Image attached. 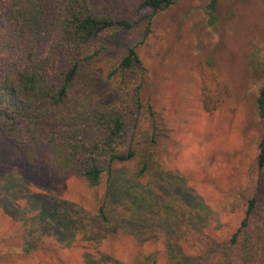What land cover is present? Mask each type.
<instances>
[{
    "label": "rangeland",
    "instance_id": "obj_1",
    "mask_svg": "<svg viewBox=\"0 0 264 264\" xmlns=\"http://www.w3.org/2000/svg\"><path fill=\"white\" fill-rule=\"evenodd\" d=\"M96 3L114 18L132 19L139 0ZM4 17L1 8L0 32L7 29ZM151 24L146 38L144 23L117 33L106 53L117 58L137 44L146 74L144 96L164 110L170 133L163 167L139 182L153 196L119 195L110 204L118 223L104 226L94 219L104 183L90 188L45 159L27 165L0 135V264H207L226 248L240 223L229 204L247 182L264 133L257 109L264 62L262 0H175ZM154 43L157 52L150 55ZM22 63L17 54L1 56L0 77L15 74ZM103 75V64L96 65L90 90L109 101ZM203 86L218 102L211 112L202 106ZM126 172V166H116L117 174ZM45 197L54 199L49 203L63 201L68 230L51 221L55 211L49 204L40 206ZM170 199L195 211L193 224L212 242L207 254L179 234L175 216L164 206ZM256 201L254 222L264 213V173Z\"/></svg>",
    "mask_w": 264,
    "mask_h": 264
},
{
    "label": "trees",
    "instance_id": "obj_2",
    "mask_svg": "<svg viewBox=\"0 0 264 264\" xmlns=\"http://www.w3.org/2000/svg\"><path fill=\"white\" fill-rule=\"evenodd\" d=\"M96 2L0 0L7 28L0 32V57L17 54L23 60L15 74L0 77V135L27 165L45 159L51 168L77 176L90 188L104 183L94 219L112 228L118 223L110 208L116 197L127 191L133 198L145 196V191L149 194L139 182L163 167V144L170 130L163 108L144 96L146 74L138 45L111 58L106 53L108 43L117 33L143 23L146 38L153 16L168 10L175 0H139L132 19L114 18ZM214 3L209 5L212 11ZM155 45H149L150 55L157 52ZM99 64L104 66L109 101L91 94L94 67ZM205 90L201 87L202 106L211 112L218 102ZM257 109L264 121V62ZM257 149L246 184L229 204L231 213L240 214L239 226L226 248L213 254L207 264H264V213L256 222L253 219L264 173V133ZM117 165L126 166L127 172L117 174ZM46 197L40 206L49 204L50 212L55 211L51 221L68 230L63 201L49 203L54 199ZM164 206L175 216L176 229L185 241L207 254L212 242L193 224L195 211L173 199Z\"/></svg>",
    "mask_w": 264,
    "mask_h": 264
}]
</instances>
